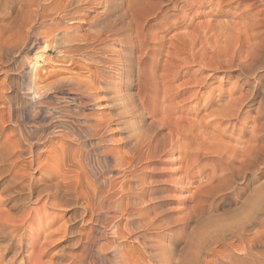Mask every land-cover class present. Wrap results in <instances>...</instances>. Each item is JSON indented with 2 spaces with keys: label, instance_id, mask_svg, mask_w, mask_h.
Returning a JSON list of instances; mask_svg holds the SVG:
<instances>
[{
  "label": "rangeland",
  "instance_id": "1",
  "mask_svg": "<svg viewBox=\"0 0 264 264\" xmlns=\"http://www.w3.org/2000/svg\"><path fill=\"white\" fill-rule=\"evenodd\" d=\"M68 1L48 0L45 21L62 24L64 59L82 65L69 73L86 82L98 77L96 99L82 106L63 92L65 98L58 93L53 101L74 113L77 126L96 112L109 126L95 136H58L48 113L32 116L38 95L25 97L14 87L0 136L15 145L20 128L42 126L32 149L40 157L29 165L24 152L15 172L26 168L37 176L56 154L58 179L73 180L75 195L56 210L53 228L57 249L68 253L62 264H118V242L126 264H264V0ZM58 52L51 48L43 55L49 64L40 59L38 65L49 70ZM69 63L57 67H74ZM19 70L5 67L0 81L17 85ZM176 132L184 137L170 153ZM192 132L200 135L196 156ZM44 139L54 144L47 147ZM113 155H120L121 167H113ZM121 197L124 205L137 202L130 212L147 205L150 211L133 225L131 213L109 211ZM31 201L36 235L49 226L53 209L45 198ZM114 223L124 237L114 238ZM38 241L47 242L43 232Z\"/></svg>",
  "mask_w": 264,
  "mask_h": 264
},
{
  "label": "bare ground",
  "instance_id": "2",
  "mask_svg": "<svg viewBox=\"0 0 264 264\" xmlns=\"http://www.w3.org/2000/svg\"><path fill=\"white\" fill-rule=\"evenodd\" d=\"M47 1L48 0H0V73L4 71L5 67H9L15 64L16 69H20L19 74L21 76L20 83H18L17 85H14L12 82L3 79V81H0V136L4 130V124H6L4 121L5 118L3 119V107L5 106V104H11L12 100L8 94H10L11 92L10 88L14 89V87L20 89V92L23 93L25 97H27L31 91H34L38 95L39 105L36 106L37 109H34L35 112L33 113L34 115L32 114V116L35 119L40 117L44 112L48 113L54 120L53 122H57L55 123V126H52L54 127V130L58 136H78L81 138L84 136L99 135L100 130H102L104 127L109 126L110 124V119H108L104 113L96 112L91 114H84L83 117L85 118V122L77 126L75 121L71 119L74 116V113L72 114L68 109H66L65 106H57L55 104L56 101H53L54 99L58 98V93L63 94V92H66L68 96L75 95L74 98H72L73 96H66L67 98H69V100L71 99L73 102L74 100L80 101L83 106V104L85 103V99H96L92 82L96 81L98 77L96 75L91 76L90 81L86 82L77 78V76L70 74L71 71L75 70L77 67H81L82 65L78 63L79 61L64 59L66 55V50H64L66 48H63L64 41L68 39V36L67 34H64L59 37V32L63 28L61 23L53 21L46 23L45 19L47 17V11L50 9L46 7ZM70 2L71 0L68 1V3ZM68 16L72 17L71 14H68ZM249 27L250 29H252L254 26L253 24H251ZM51 48H53V50L55 48L58 49V62L55 61L56 64L51 63L52 65L50 64V69L45 70L43 69L42 65L39 66L38 64L40 63V59H42L43 61L47 60V53ZM33 51L34 54L32 53L33 56L30 57V53ZM25 52H27L28 56L24 55ZM45 52L47 57L43 56L45 55ZM20 57L22 59H19ZM59 61H69V64L74 65V67H57ZM46 62L49 64L48 61ZM67 70L68 73L70 72V75H64ZM65 86H68L69 88H66ZM72 90H77V94H74V92L72 93ZM49 96H52V100L46 101V98H49ZM63 98H65V95ZM23 103L26 102L24 101ZM21 106H23V104H21ZM21 109H23V107H21ZM9 117L11 118L10 115ZM207 123L208 121L206 122V125L209 127V124ZM167 125H169V122L163 120V126ZM50 128L52 129V127ZM42 130L43 127L39 126L38 124L30 125L29 130L20 128V137L18 140L19 144L15 145H13L12 143H8L6 140L2 141L0 137V264H62L64 262L66 263V260H68V253L66 252V254L65 250L59 251L57 249L58 245L54 240L57 230L56 228L53 229L57 225L59 220V215L56 210L70 202L71 196L74 194V192H76L75 189L71 188L70 184L73 181L71 178L70 183H65L63 178H61V180L58 179V168L57 165L55 166V164L60 161L61 157H58L56 154L53 155L51 158V165L40 168V174L37 176L30 175L27 172L26 168L21 169L24 171L17 170L15 172V166L17 162H19L18 160H20L21 155H23L24 152L27 151V153L29 154V165H32V163L40 157L39 153H34L32 149L39 144V140L41 139L39 137V133ZM174 131L176 130L173 129L172 134H174ZM176 135L179 138L178 140H176L174 137L171 138V144L169 148L170 153H173L177 142L184 137V134L182 132H176ZM45 138H47V136H45ZM50 138L52 139V137ZM44 140L45 142H47L45 144V146L47 147H49L47 145L48 143H50V145L51 143H53V140ZM104 140L107 141L106 139H103L102 141L100 140L101 142L99 143L102 147L105 144H103ZM191 140L195 141V144L197 145V147L195 148L196 156V150H199V148L201 149L199 133L194 134L192 132ZM247 146L248 145H245V148H248ZM219 148L224 150L227 147L223 148L220 145ZM18 149H20V151H18ZM105 152L108 153L111 152V150L108 149L105 150ZM119 156L120 155H113V167L118 168V166L120 165L119 163L121 157ZM44 198L49 202V206L53 209L52 217L49 226L47 228H43L41 232L39 230V233H36V235H34L30 232L33 221L28 218V216L30 217L31 213L30 201L33 200L35 202H38L40 200H43ZM131 198L132 197L129 198L130 201ZM123 200V197L115 199L113 203H110L108 205L110 209L109 211L112 210V212L114 211L120 216L131 213L130 217L132 224L137 223V219L141 216V213L143 214L150 211L147 205L143 208L141 207V209H139L138 211L136 210L135 212H133L134 210H132L130 212L129 208L127 207L131 206V204L133 207V204L136 205L137 202L135 200H132V203H127L125 204V206L123 204ZM12 211L17 212L13 214ZM86 212L85 214H87ZM141 224L135 225V227L140 228L142 227ZM50 229L53 230L50 231ZM120 230L118 229V225L116 223L112 225L111 231L115 239L125 236L123 235V232H121L123 229L121 231ZM42 232L45 241L47 240V242H40L41 239L40 241H38V237L42 235ZM50 237L51 239L53 238L52 242L50 241L51 239H48ZM145 239H147V237H145ZM50 242L53 243L50 244L52 245V250H49L50 248L48 249V246L50 245L47 244ZM45 243L47 244L45 245ZM116 244L117 245L114 246L115 250L113 251L116 252L118 264H126L125 255L123 254V245L121 246L119 242ZM104 246L106 247V245ZM102 249H104L103 246L100 247V250ZM44 257H47V259L45 260Z\"/></svg>",
  "mask_w": 264,
  "mask_h": 264
}]
</instances>
